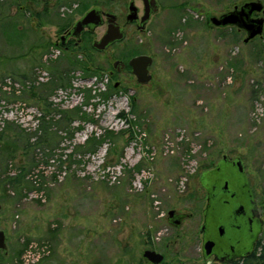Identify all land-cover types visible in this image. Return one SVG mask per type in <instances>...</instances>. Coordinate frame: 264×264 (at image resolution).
<instances>
[{
  "label": "rangeland",
  "instance_id": "1",
  "mask_svg": "<svg viewBox=\"0 0 264 264\" xmlns=\"http://www.w3.org/2000/svg\"><path fill=\"white\" fill-rule=\"evenodd\" d=\"M90 1L60 5L53 0L49 4L53 24L44 19V31L53 39L62 14L76 20L90 8ZM169 1L173 9L163 11L158 33L144 37L149 43L133 50L155 59L149 84L138 85L128 72L110 78L108 60L115 55L110 51L93 56L102 69L92 65L90 73L69 65L64 57L59 70H69L70 86L45 88L38 76L48 75L18 57L22 53L18 27L33 38L32 23H22L19 8L25 6V16L32 18L42 12L44 3L0 0L6 7L3 21L0 18V122L11 125L7 135L13 137L17 131L31 143L43 135L37 120L49 113L40 98L49 97L63 109L81 108V115L92 119L75 120L64 129L46 124L51 127L50 139L56 140L20 150L13 159L5 160L0 150V181L23 168L27 181L17 188L0 186V231L7 235L8 249L5 258L0 255V264H15L16 253L28 241L51 248L35 264H151L143 257L146 250L162 254L161 264H206L199 233L206 191L200 178L224 157L242 159L264 208V34L244 44L246 33L210 22L257 0ZM4 84L20 89L17 103L14 94L2 90ZM108 87L118 92L106 100L100 94ZM20 103L26 104L24 111ZM122 113L128 122L119 117ZM108 131L113 134L97 153L78 154L68 162L77 146ZM39 167L43 169L39 186L33 187L28 171ZM36 193L46 201L40 202ZM171 210L192 217L176 228L168 220ZM261 243L264 248V233Z\"/></svg>",
  "mask_w": 264,
  "mask_h": 264
},
{
  "label": "water",
  "instance_id": "2",
  "mask_svg": "<svg viewBox=\"0 0 264 264\" xmlns=\"http://www.w3.org/2000/svg\"><path fill=\"white\" fill-rule=\"evenodd\" d=\"M260 15V17H255ZM99 11H89L75 26L76 34L86 26H99ZM216 28H236L239 32L246 33L244 44L263 37L264 34V4L260 1L246 2L235 6L232 11L220 17L210 19ZM124 37L123 32L111 26L94 47L103 51L115 41ZM129 65L137 82L146 85L152 80L150 67L153 59L149 56H138L130 60ZM120 70V69H119ZM118 70V71H119ZM118 87V84L115 86ZM201 186L207 191V206L204 211V224L200 228L203 236V258L208 261L214 256V261L207 264L220 262L232 263L237 258L251 255L262 233L264 221L263 212L258 207L253 191L249 185L242 159L234 161L224 157L217 167L205 172L200 178ZM2 205L0 203V210ZM169 223L176 228L181 226L187 215H178L175 210L169 212ZM240 223V227H237ZM0 251L5 255L7 249V235L0 231ZM143 257L151 264H161L164 256L152 250H146Z\"/></svg>",
  "mask_w": 264,
  "mask_h": 264
},
{
  "label": "flooded vegetation",
  "instance_id": "3",
  "mask_svg": "<svg viewBox=\"0 0 264 264\" xmlns=\"http://www.w3.org/2000/svg\"><path fill=\"white\" fill-rule=\"evenodd\" d=\"M28 1H32V0H27V2ZM38 1L39 2L42 1L44 3V7L42 8L41 13L37 11L35 14H32V18L25 16L26 13L23 12V10H25L26 8L25 6H20L19 8L22 11V14L20 15V19L22 23H24L25 20H28L29 22L31 21L30 23H32L31 34H33V38H31V36L29 37L28 32L22 31L23 27L22 28L18 27L19 32L22 33V37L19 41V44H20L19 50H22V53L19 54L18 57H20L19 60H22L25 63H27V66L32 68L33 70H36L37 73L48 75V78H45L43 76L42 77L38 76V79H40V81L43 82L41 83L43 86H45V84L52 85L53 76L51 74V71L55 67L56 63L62 61L64 57L74 58L77 61L90 63L91 66L93 65L94 68H96L97 70L98 69L100 70L102 69V67H100L97 63H94L93 56L103 55V54L105 55V53H108L110 51L115 52V55L108 60V65H110V71H109L110 78L114 77L116 74L128 72V73H131L132 77L136 79L129 65L130 60L135 57L145 55V56L151 57L153 59V64H154L155 59L153 56L148 55V54L135 55L133 53V50L136 48V46H145L146 44L149 43L148 40L146 41L143 40L144 37L149 36L151 38L152 33L156 32L159 26H161L162 24L161 22H159V19L162 16L163 11L167 10V8L173 9V5L169 6L168 4V2H170L169 0H91L90 8L85 10L83 14L80 15L79 18L76 20H69L68 16H70V14H67V15L62 14V17L64 19H61V23L59 21V29L57 33L55 34V37L51 39L50 35H48L46 31H44L46 24H44L43 21L44 19H48L47 20L48 24H53L52 22H49L50 18L52 17L51 15L52 7H50L49 4L53 0H38ZM73 1L72 0H58L60 5L71 4ZM3 4L4 2L0 4V13H1L0 18L2 17V21L4 17L3 13L6 10V7L4 8ZM77 6L78 7L80 6L79 3ZM93 9H96L99 11V17H100L99 21L101 22V25L97 27L94 25H88L81 32L76 34V31H74L76 24L81 19H83V17L89 11ZM176 10H179V9H176ZM255 17H260V15H256ZM33 24L35 25V27ZM36 25L38 27H36ZM2 26H1V29H2ZM111 26L117 27L123 32L124 34L123 39L120 41H115L113 44H111L109 47H107L103 51L97 50L94 47V44L102 40V38L106 35V33L108 32ZM99 31L101 33H99ZM120 48L122 49H121V52L119 53ZM60 56H63V57H60ZM151 67L149 69L150 74H151ZM136 82H137V79H136ZM18 83L20 84L19 81ZM137 84L140 86H143L139 84L138 82ZM228 159L231 161L235 160V159H230V158ZM220 162H218L217 165ZM217 165L208 171L215 169ZM248 182H249V179H248ZM249 185L251 187L250 182H249ZM207 195L208 194L206 191V197ZM253 195H254L255 200L257 201L258 207L262 209V212H263L262 220L264 221V208L263 206L260 205L259 201L256 199L254 192H253ZM206 206H207V199H206ZM205 209L203 210V216H204ZM176 214L187 215L186 219L192 217L191 214L178 213L177 211H176ZM168 220H169V217H168ZM185 220L182 221L181 225L183 224ZM203 224H204V221H203ZM237 227H240V223L238 224ZM199 233H200V230H199ZM263 233H264V225H263L262 233L260 234L258 241L255 244V248L253 252L255 251L257 246L262 248L261 236ZM202 244H203V239H202ZM202 257H203V252H202ZM244 258L246 257L237 258L232 263H229V264H235ZM203 260L207 264L208 261H214V256H212L208 261H206L204 258ZM212 264H222V263L213 262Z\"/></svg>",
  "mask_w": 264,
  "mask_h": 264
},
{
  "label": "trees",
  "instance_id": "4",
  "mask_svg": "<svg viewBox=\"0 0 264 264\" xmlns=\"http://www.w3.org/2000/svg\"><path fill=\"white\" fill-rule=\"evenodd\" d=\"M66 62L73 66L76 67L78 66L79 68H81L84 72L86 73H90V71L93 69L92 66H87L84 62L81 61H77L74 58H67ZM66 63V64H67ZM61 64L60 62H57L55 67L53 68V70L51 71V74L53 76V88L56 87H63V88H67L68 86H70L71 80L70 78H68L69 75V70L67 71H63L61 72L59 70V66ZM94 73H92L93 76ZM26 79V77H24ZM45 88L48 87V85L44 86ZM43 89V87L41 88ZM91 92V91H90ZM116 92H118L115 87L113 88H109L107 91H104V93H101V97L103 99H109L111 98L114 94H116ZM31 95L35 96L34 94V87L31 89ZM49 96V95H48ZM17 97H15V95L13 96V99L16 100ZM41 100H43L44 104H45V109L47 111L48 115H53V118L47 119L48 115L43 116L40 120H41V124H40V128L38 130H40L42 132L43 135H41L40 137H38L37 139H35V141L33 143H31V139L28 141H23L22 138L20 137V134L16 131L13 132L14 135L13 137H9L7 135V131H11V125L8 123V125L6 126V128L0 132V150H1V154L4 153L6 155V159L8 160L13 159L15 157V155L18 153V151L23 150L24 152L36 148V147H42L44 145L49 146L51 145V142L54 140H56L57 137H51L50 139V134L48 132L49 127L53 124L56 125L59 128H69L71 126V124L75 121V120H82V121H87V120H92L89 119L88 115L86 113H83L81 115V108L76 107L75 109H63L61 108L60 105L57 104H53L51 102H49V97L44 99V98H40ZM13 103H17V100ZM119 117L121 119H127L126 115L124 113H122L121 115H119ZM56 118H58L56 120ZM128 122V119L126 120ZM46 124H50V126H46ZM51 128V127H50ZM22 132H25V130H22ZM111 134H113V132L108 131L105 134L100 135L99 137H97V133L93 134L91 138L88 139L86 145H79L77 146L72 153H70V155H68V162L71 164L73 163L75 157L78 154H82V153H97L107 142V138L111 136ZM57 136V134H55ZM73 137V134L71 133L70 138ZM132 139V136L130 138V140ZM129 141V140H128ZM127 141V142H128ZM50 143V144H49ZM2 145V146H1ZM67 162V161H65ZM8 167V165H7ZM40 168V167H39ZM32 171V170H31ZM31 171H28V174L31 173ZM2 172L0 173V178L2 176ZM25 176H26V170L23 168L19 174L15 175V176H9L6 175L1 181H0V186L4 187L7 185H12L14 188L19 187L22 183H25L27 181H25ZM29 183V182H28ZM30 184L33 185V187H35L34 184H32V181H30ZM6 190L4 189V192ZM17 197L18 198H22V192H17ZM28 242L25 243V245L16 253V258L19 259V257H21V255L24 253L26 247L28 246ZM264 248H260L259 246L256 247L255 251L247 256L246 258L238 261L235 264H264ZM0 255L2 258H5L4 253L0 252Z\"/></svg>",
  "mask_w": 264,
  "mask_h": 264
},
{
  "label": "built area",
  "instance_id": "5",
  "mask_svg": "<svg viewBox=\"0 0 264 264\" xmlns=\"http://www.w3.org/2000/svg\"><path fill=\"white\" fill-rule=\"evenodd\" d=\"M57 54V52H56ZM2 90L6 93V94H14V95H18L19 96V92L20 89H15V88H12L11 86H9L8 84H4L2 86ZM21 106H22V110L24 111L25 108L27 107L26 104H22L20 103ZM19 104V105H20ZM14 105H17V104H14ZM41 118L39 117L37 122H38V125H37V129L40 128V124H41ZM16 121V120H14ZM17 122V121H16ZM2 123V120L1 122ZM8 124L7 121H5L4 123V126H3V123L1 124L3 127V129L0 128V132H2L5 128V126ZM26 130V129H25ZM27 131V130H26ZM42 169V168H41ZM40 168L38 170H35V171H32L30 174H29V180L31 179V181L34 183V185H37L39 186V181H40V178H39V174H40ZM43 170V169H42ZM42 175L45 174V171H41ZM15 174V173H14ZM11 176H15V175H11ZM39 178V179H38ZM36 197L38 198V200L40 202H45L46 201V198L44 197V195L42 193H36ZM36 198V199H37ZM51 253V248L49 246L48 243H45V242H37V241H31L28 243V246L26 247L24 253L21 255V257L16 261L15 264H35V263H38L40 262L42 259H44L45 257H47L49 254Z\"/></svg>",
  "mask_w": 264,
  "mask_h": 264
}]
</instances>
